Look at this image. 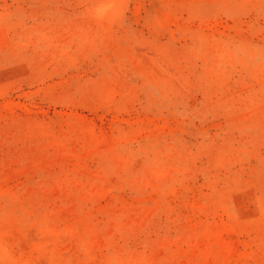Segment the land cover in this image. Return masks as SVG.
<instances>
[{"label":"rangeland","instance_id":"rangeland-1","mask_svg":"<svg viewBox=\"0 0 264 264\" xmlns=\"http://www.w3.org/2000/svg\"><path fill=\"white\" fill-rule=\"evenodd\" d=\"M0 264H264V0H0Z\"/></svg>","mask_w":264,"mask_h":264}]
</instances>
